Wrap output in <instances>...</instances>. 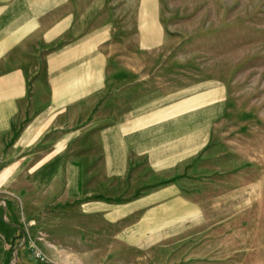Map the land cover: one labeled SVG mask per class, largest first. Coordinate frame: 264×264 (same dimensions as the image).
<instances>
[{
	"label": "crops",
	"instance_id": "1",
	"mask_svg": "<svg viewBox=\"0 0 264 264\" xmlns=\"http://www.w3.org/2000/svg\"><path fill=\"white\" fill-rule=\"evenodd\" d=\"M119 21L122 12H114L107 0H0V159L22 158L6 163L1 173L8 174V180L23 173L25 189L37 196L26 195L28 236L0 217V264H48L30 248L31 238L39 236L41 241L33 243L53 264H60L54 261L57 252L66 255L61 264H75L73 255L80 249L56 235H104L124 242L138 227L127 226L136 212L142 215L138 224L146 225L140 236L153 237L155 222L165 219L156 207L161 195L168 201L165 215L174 223L170 230L176 229L175 184L117 201L111 197L114 187L129 185H114V178L127 172L131 150L149 157L156 172L167 173L177 166L178 157H191L194 127L224 119L226 89L207 87V101L196 105L193 89H163L180 96L178 103L162 108L154 95L156 80L129 86L127 33L123 36L122 27L119 31ZM154 33L147 29L143 48L159 46ZM145 62L136 61L139 78L154 72L145 71ZM98 108L104 111L100 115L94 114ZM171 118L181 123L171 129ZM94 141L102 142L96 151L87 147L77 152L80 145ZM177 142L185 143L184 151ZM164 148L167 152L159 154ZM101 189L107 192L94 198ZM51 204L61 207L56 215L64 216L55 227L43 225ZM86 222L93 235L83 233Z\"/></svg>",
	"mask_w": 264,
	"mask_h": 264
},
{
	"label": "rangeland",
	"instance_id": "2",
	"mask_svg": "<svg viewBox=\"0 0 264 264\" xmlns=\"http://www.w3.org/2000/svg\"><path fill=\"white\" fill-rule=\"evenodd\" d=\"M107 1L114 12H122L117 27L119 31L122 27L123 36L127 33L130 87L156 80L154 95L165 108L178 103L180 93L163 89H193L196 105L207 101L203 98L210 90L207 87L220 86L226 89L225 116L203 128L194 127L192 156L178 157L177 166L169 172H156L149 157L131 150L127 172L114 178V185L117 181L129 185L128 189L114 187L111 197L117 201L175 184L176 229L170 230L174 223L165 215L168 201L161 195L156 207L165 219L155 222L153 237L140 236L146 225L138 224L142 215L136 212L127 226L138 227L128 232L124 242L104 235H56V239L80 249L73 255L75 264H264V0ZM147 29H155L159 42L153 50L142 45ZM140 60L146 61L145 71L154 70L151 76L136 75ZM103 112L98 108L94 114ZM168 122L172 129L180 120ZM101 143L87 142L77 152L87 147L96 151ZM175 144L184 151V142ZM166 152L164 148L158 153ZM21 159H0V217L28 236L25 200L27 194H36L25 189L23 173L12 180L1 173L6 163ZM7 181L13 182L8 185ZM105 192L97 190L93 197L101 198ZM60 208L49 205L50 216L43 225L49 222L55 227L64 217L55 214ZM33 225L40 229L38 221ZM84 225L83 233L93 235L90 223ZM31 239L41 241L40 236ZM56 254L54 261L64 263L66 255Z\"/></svg>",
	"mask_w": 264,
	"mask_h": 264
},
{
	"label": "built area",
	"instance_id": "3",
	"mask_svg": "<svg viewBox=\"0 0 264 264\" xmlns=\"http://www.w3.org/2000/svg\"><path fill=\"white\" fill-rule=\"evenodd\" d=\"M30 247L37 259H39L41 262H47V257L40 250H38L32 242L30 243Z\"/></svg>",
	"mask_w": 264,
	"mask_h": 264
}]
</instances>
